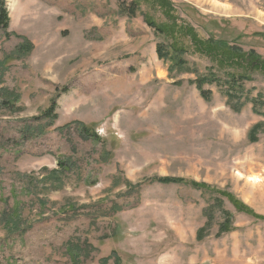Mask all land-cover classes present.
I'll return each instance as SVG.
<instances>
[{
    "label": "rangeland",
    "instance_id": "374dc122",
    "mask_svg": "<svg viewBox=\"0 0 264 264\" xmlns=\"http://www.w3.org/2000/svg\"><path fill=\"white\" fill-rule=\"evenodd\" d=\"M158 1L4 0L0 264H264V0Z\"/></svg>",
    "mask_w": 264,
    "mask_h": 264
},
{
    "label": "trees",
    "instance_id": "16d2710c",
    "mask_svg": "<svg viewBox=\"0 0 264 264\" xmlns=\"http://www.w3.org/2000/svg\"><path fill=\"white\" fill-rule=\"evenodd\" d=\"M160 2L161 1L159 0L158 3L160 4ZM8 27H9L8 13H7V10H6L5 5H4V0H0V30L7 31ZM26 45L27 44L22 45V46H20V48L18 47V49H19L18 52H23V51L29 50V47L26 46ZM209 47H211V46H209ZM211 48H213L216 51L218 56L228 59L232 63L233 67H235V68L240 65V62H241L242 58H245V57H242L239 53H237L234 50H232L231 48H227V47H225V48L224 47H220L219 48L217 46V44L213 45ZM163 50H164L163 47L157 45L156 54H157V58L159 60H161L163 62H171L172 66H173L172 69H175L176 66L181 67L182 61H181L180 64L177 62L178 60H176V59L179 58L177 55H175L174 57L167 56L168 55L167 52H165ZM210 50L212 52V49H210ZM205 53L207 55H210V53H207V52H205ZM240 80L243 81V78L241 77ZM241 81L236 80L235 75H232L231 79L229 81H226V82L216 81V79H211L209 81H206L205 79H202L201 81H199V80L196 81L195 86H196V89L198 90L200 96L202 97V99L205 100V101H208L209 98H210V92L204 90L203 89V85H205V84H215V85L219 86L220 88L224 87V89L227 90V91L228 90L234 91V90H236L239 87L238 84ZM229 107L230 108H234V107H231V104L229 105ZM55 109H56V104L50 105V107L46 110V112L42 114V117L47 119V120L53 121L56 118ZM238 111H240L239 108H234V112L237 113ZM75 124L78 125L79 123H75ZM80 132L83 135L87 136V137L93 138L94 141H98L99 140V138L96 137V134L90 133L86 129H81ZM252 132H254V130ZM251 139L253 140V138H251ZM58 167L60 168V170L66 169L65 164L63 162H58ZM159 183L162 184V185H167V184H180V185H182L185 182L184 181H179V180H174V179H163ZM198 186H199V189L204 188V186H202V185L201 186L198 185ZM226 226L227 225L223 226L224 230H226ZM17 231H19V230H17ZM17 231H14V232H17ZM200 234H201V232H200ZM69 254L71 256L72 251L69 252ZM107 260H108L107 258L104 259L103 263L105 264L107 262ZM116 264H118V263L116 262Z\"/></svg>",
    "mask_w": 264,
    "mask_h": 264
}]
</instances>
